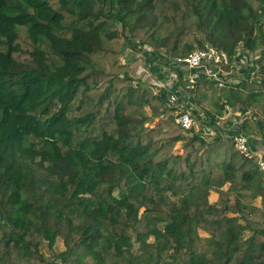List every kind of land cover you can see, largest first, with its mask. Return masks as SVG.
Here are the masks:
<instances>
[{"label":"trees","instance_id":"16d2710c","mask_svg":"<svg viewBox=\"0 0 264 264\" xmlns=\"http://www.w3.org/2000/svg\"><path fill=\"white\" fill-rule=\"evenodd\" d=\"M261 46L264 0H0V264H264V171L234 141L264 138V79L245 68L249 116L204 136L120 61ZM187 91L204 127L229 112Z\"/></svg>","mask_w":264,"mask_h":264},{"label":"built area","instance_id":"2783aa9c","mask_svg":"<svg viewBox=\"0 0 264 264\" xmlns=\"http://www.w3.org/2000/svg\"><path fill=\"white\" fill-rule=\"evenodd\" d=\"M239 54L235 61L232 62L229 55L224 51L207 47L205 49L195 50L185 57L169 58L170 64L168 66H162L161 71H163L164 78L162 79L163 84L157 85L158 91L161 92L168 105L176 108L173 114L176 118V123L185 131H195L204 136H217L219 132H224L225 135H228L231 133L232 126L234 127L237 121L242 120L239 119L235 122L224 119L219 120L215 126L219 129L218 132L210 131V128L214 126L204 127L201 124L194 113L195 110L201 108V105L190 101V96L187 91L189 87L194 88L200 78L211 82L217 89L232 87L239 83L241 79L236 78L235 80H238L236 82L232 79V70L234 67L239 66L238 70L244 68L243 65L245 63L243 62V58L238 61L241 58ZM193 70L197 73H192ZM178 72L183 74V81H180ZM186 81L189 84H186ZM234 141L237 150L245 157L248 159L257 157L260 168L264 171V156L251 149L248 143V137L244 133H238L234 136Z\"/></svg>","mask_w":264,"mask_h":264},{"label":"rangeland","instance_id":"374dc122","mask_svg":"<svg viewBox=\"0 0 264 264\" xmlns=\"http://www.w3.org/2000/svg\"><path fill=\"white\" fill-rule=\"evenodd\" d=\"M124 35L125 37H131V35L129 34L128 31H124ZM132 38V37H131ZM134 39V38H132ZM240 59L238 61H240L242 58L246 57L248 58V61L246 62V60L243 62L246 64L244 66V70L245 68L247 69V71L249 73H252V77L256 78L257 80H262L264 79V52H263V47L261 46L259 49H257L255 52H248L245 50H240ZM144 55L135 52L133 49H126L125 53L122 55V57L120 58V61L122 63H127L130 65V67L132 68L133 72V77H135L136 80H140L142 82H146V84H153L155 86H157L158 84H163V80L162 78H160V76H163V71H159L160 68L162 70V66L158 65L157 63H152V62H148L146 63V59H144ZM152 65V66H150ZM153 67V71H151V68ZM236 69H239V66H236ZM251 69H253V71L251 72ZM261 75V76H260ZM233 81L236 82L235 79H233ZM138 84V83H136ZM145 84V85H146ZM157 84V85H156ZM235 84V83H232ZM144 85V84H143ZM217 94H218V98L220 102H223L225 99H228V101L230 102V104H234V102L236 103V105L238 106H243L244 102L246 101V97H248V95L244 92V90L242 88H238V87H229L226 89H217ZM262 102L260 104H264V94H262ZM217 97L215 96V99ZM217 98V99H218ZM216 99V100H217ZM224 103V102H223ZM164 118V117H163ZM161 118H155L153 119V121L146 123L145 124V131H149L152 128L158 127L159 121H161ZM168 129H165L164 132H167ZM207 133V132H206ZM209 133V131H208ZM254 135H260V137L264 140L263 135L261 134V132L258 130V128L255 127L253 133ZM171 140V139H169ZM180 145H178L176 147V152L179 153L181 152ZM218 198V197H216ZM210 202L214 203V201L216 200L214 197V194L211 193L210 198H209ZM249 235V233H247ZM200 235L203 237H206L207 234L204 231H200ZM150 241H153V238H151ZM56 250L58 252H61L65 249V245L63 240L60 238L57 241L56 244ZM43 252L46 254L47 257H50L51 252L47 247V244H44L43 246ZM133 252L134 253H139V243H135L134 248H133Z\"/></svg>","mask_w":264,"mask_h":264},{"label":"crops","instance_id":"0c3cea01","mask_svg":"<svg viewBox=\"0 0 264 264\" xmlns=\"http://www.w3.org/2000/svg\"><path fill=\"white\" fill-rule=\"evenodd\" d=\"M246 59H247L246 60V62H247L248 58H246ZM244 61H245V59H244ZM245 65L246 64H244V66ZM150 66H152V65H150ZM150 68H151V71H153V67H150ZM159 71H161V68H160ZM232 71H233L232 79H236V78L237 79H241L242 77H244L246 75V72L245 73L243 72L244 69L238 70V69H236L234 67ZM192 73H197V72L195 70H193ZM160 78L163 79L164 77L160 76ZM200 79H203V78H200ZM236 81H238V80H236ZM208 85L214 86L211 82H208ZM226 88H229V87H226ZM226 88H224V89H226ZM246 100H247V97H246ZM223 102H224V104L227 105V108L229 110V112H227L226 115L224 116V118H223L224 120H227V121H230V122H235L236 120H239V119H242L244 117H247L250 114L249 111L247 110V103H245V102H244L243 106H238V105H236L235 102H234V104L233 103L230 104L228 99H225ZM218 130L219 129H217L216 127H211L210 128V131H213V132H218ZM244 134L248 137V143H249L251 149L254 152H258V153L263 154V156H264V140L260 137V135L246 134V133H244ZM213 194H214V197L216 199L214 201V203H215V202L218 201L219 195L217 193H215V192H213ZM216 197H218V198H216ZM255 203H256V205H260V203H261L260 198H257Z\"/></svg>","mask_w":264,"mask_h":264}]
</instances>
